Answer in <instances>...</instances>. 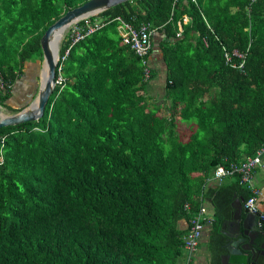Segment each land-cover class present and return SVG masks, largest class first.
I'll use <instances>...</instances> for the list:
<instances>
[{
	"label": "trees",
	"instance_id": "trees-1",
	"mask_svg": "<svg viewBox=\"0 0 264 264\" xmlns=\"http://www.w3.org/2000/svg\"><path fill=\"white\" fill-rule=\"evenodd\" d=\"M86 1L0 0L2 108L28 106L10 105L14 84L30 63L39 73L46 29ZM117 18L155 30L161 105L148 94L155 68L144 81ZM97 20L89 36L62 42L64 82L43 116L0 128V264H180V223L206 201L219 264L221 225L250 192L238 175L210 185L212 173L264 144V0H130ZM234 50L243 59L227 62Z\"/></svg>",
	"mask_w": 264,
	"mask_h": 264
},
{
	"label": "water",
	"instance_id": "water-1",
	"mask_svg": "<svg viewBox=\"0 0 264 264\" xmlns=\"http://www.w3.org/2000/svg\"><path fill=\"white\" fill-rule=\"evenodd\" d=\"M127 1L130 0H88L67 11L49 26L40 39L42 63L36 96L27 107L18 113L1 116L0 128L37 121L43 116L48 99L55 88V74L59 59L58 48L54 50L51 45L54 33ZM45 67L46 75L44 76ZM232 209L226 231L224 224L220 231L225 237L224 252L220 256L221 264H264V261H259L253 253L256 241L264 238V220H260L258 215L249 213L241 199L233 202Z\"/></svg>",
	"mask_w": 264,
	"mask_h": 264
},
{
	"label": "built area",
	"instance_id": "built-area-1",
	"mask_svg": "<svg viewBox=\"0 0 264 264\" xmlns=\"http://www.w3.org/2000/svg\"><path fill=\"white\" fill-rule=\"evenodd\" d=\"M119 24L117 26L118 33L121 37L122 43L129 46L131 51L141 61L144 70V81H147L150 76V58L151 52L153 53L152 35L155 30L151 28L148 23H142L138 27H134L132 24L125 22L124 20L117 18ZM83 21V25H79V22L74 23L70 27L69 35L71 39V45H74L78 41L92 34L94 31L102 27L103 23L98 20L90 22L89 18ZM187 21L186 17H183V23ZM177 31V37L181 36L182 29L180 24ZM206 45V41H204ZM232 56H237L243 59V55L239 54L236 50L231 55L225 54L227 62H230ZM242 65H240V68ZM64 82L61 74L55 79V86H61ZM2 79L0 78V90H4ZM264 166V144L261 145L254 155L248 156L242 161H236L230 163L227 167L218 166L213 171L211 179L218 184L222 183L226 178L234 175L239 176L240 183L250 192V196L244 202L243 206L247 208L248 212L254 215H258L260 220H264V212L260 211L257 206V200L260 196V190L254 187L253 184V172L256 168ZM188 209L189 206L185 205ZM212 219L207 216V208L205 202L200 204L197 212L190 215L188 219V230L183 235V262L182 264H191L193 253L196 251L198 244L201 240L204 229L211 226Z\"/></svg>",
	"mask_w": 264,
	"mask_h": 264
},
{
	"label": "crops",
	"instance_id": "crops-1",
	"mask_svg": "<svg viewBox=\"0 0 264 264\" xmlns=\"http://www.w3.org/2000/svg\"><path fill=\"white\" fill-rule=\"evenodd\" d=\"M151 66L155 68V77L153 81L150 83L148 88V94L151 98H155L158 101V105H161L163 102L164 97V83H165V65L158 53H154L151 56ZM25 74L23 75L22 79H20L16 84L13 86V97L11 99L10 105L14 108L22 107L26 104L30 103L32 97V89L36 87L34 85L33 79L40 78V74L37 72V69L31 63L26 65L25 67ZM38 75V78L36 76ZM159 113H163V108L160 109ZM158 113V114H159ZM253 184L254 187L260 190V196L257 200V206L260 211L264 212V166L258 167L253 172ZM227 182H231L235 180L233 176L226 178ZM225 180V181H226ZM212 183L210 185H218L217 182L210 180ZM244 187V186H243ZM245 188V187H244ZM206 206L208 208L207 216L213 219V208L210 201H206ZM233 211V209H232ZM231 216V215H230ZM230 219V218H229ZM228 219V220H229ZM226 220L223 224L225 225V231L227 228V221ZM222 224V225H223ZM221 225V227H222ZM182 230L187 229V221H182L180 223ZM211 233V227L208 226L204 229L202 233L201 240L196 251L193 253L191 264H211L212 253L207 247V242L209 240ZM225 238V237H224ZM184 254V251H183ZM223 254V253H222ZM221 254V255H222ZM220 255V256H221ZM183 255L179 261L180 264L183 262ZM219 264H221V258L219 257Z\"/></svg>",
	"mask_w": 264,
	"mask_h": 264
},
{
	"label": "rangeland",
	"instance_id": "rangeland-1",
	"mask_svg": "<svg viewBox=\"0 0 264 264\" xmlns=\"http://www.w3.org/2000/svg\"><path fill=\"white\" fill-rule=\"evenodd\" d=\"M71 26H72V25H71ZM71 26H69V27L65 30V32H64V34H63V36H62V38H61V40H60V42H59V44H58V51H59V49H60V46H61L62 42H63L65 39H67V37L69 36V31H70V27H71ZM58 60H59V59H58ZM11 114H13V113L9 112L7 109H5V108H0V117H1V116H6V115H11ZM179 132H180L181 137H182L183 140H185V139L187 138L188 134H189L188 129L186 128V126H184V124L179 125Z\"/></svg>",
	"mask_w": 264,
	"mask_h": 264
},
{
	"label": "bare ground",
	"instance_id": "bare-ground-1",
	"mask_svg": "<svg viewBox=\"0 0 264 264\" xmlns=\"http://www.w3.org/2000/svg\"><path fill=\"white\" fill-rule=\"evenodd\" d=\"M68 26L65 27V28L59 29V31L54 33L53 40H52V43H51V45H52L54 50H56L58 48V44H59V42H60L65 30L68 28ZM45 75H46V67L44 69V76Z\"/></svg>",
	"mask_w": 264,
	"mask_h": 264
},
{
	"label": "flooded vegetation",
	"instance_id": "flooded-vegetation-1",
	"mask_svg": "<svg viewBox=\"0 0 264 264\" xmlns=\"http://www.w3.org/2000/svg\"><path fill=\"white\" fill-rule=\"evenodd\" d=\"M254 247H255V250H253L254 255L258 257L259 261L263 262L264 257H262V254H264V238H262L261 240H257Z\"/></svg>",
	"mask_w": 264,
	"mask_h": 264
},
{
	"label": "clouds",
	"instance_id": "clouds-1",
	"mask_svg": "<svg viewBox=\"0 0 264 264\" xmlns=\"http://www.w3.org/2000/svg\"><path fill=\"white\" fill-rule=\"evenodd\" d=\"M154 43V42H153ZM154 53V52H153ZM150 66H151V58H150ZM152 67V66H151ZM39 74H40V70H39ZM34 99V98H33ZM30 104V103H29ZM28 104V105H29ZM0 108H2L1 106H0ZM18 113V112H17ZM13 114H15V113H13ZM12 115V114H11ZM205 205H206V202H205ZM206 208H207V206H206ZM207 211H208V208H207ZM189 219V218H188ZM211 227V226H210ZM187 230H188V220H187V229H186V232H187ZM199 245V244H198Z\"/></svg>",
	"mask_w": 264,
	"mask_h": 264
}]
</instances>
